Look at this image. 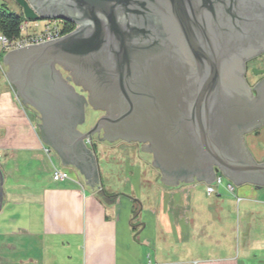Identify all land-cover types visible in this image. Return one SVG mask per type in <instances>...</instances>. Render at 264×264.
<instances>
[{
    "label": "water",
    "instance_id": "water-1",
    "mask_svg": "<svg viewBox=\"0 0 264 264\" xmlns=\"http://www.w3.org/2000/svg\"><path fill=\"white\" fill-rule=\"evenodd\" d=\"M13 1L25 22L77 27L8 52L3 65L18 97L33 92L47 98L41 142L61 165L76 169L91 192L99 180L84 142L96 134L101 139V132L108 146L142 145L143 159L167 189L212 184L218 175L237 186L264 185V163L254 160L245 142L264 124L259 85L251 88L245 80V63L264 54V0ZM58 67L87 94L80 96L74 142L46 136L54 135L66 112L53 105L55 94H76L72 86L52 84L50 79L63 81ZM87 108L103 116L82 133ZM3 194L0 169V211Z\"/></svg>",
    "mask_w": 264,
    "mask_h": 264
},
{
    "label": "crops",
    "instance_id": "crops-1",
    "mask_svg": "<svg viewBox=\"0 0 264 264\" xmlns=\"http://www.w3.org/2000/svg\"><path fill=\"white\" fill-rule=\"evenodd\" d=\"M245 142L263 164L264 124ZM43 146L37 125L16 98L1 93L6 177L20 173L14 166L25 157L31 172ZM99 148L106 157L108 152ZM56 158L60 166L48 157L44 181L12 185L3 194L0 264H264V185L231 182V192L223 176L220 185L167 189L140 150L119 188L105 187L98 179L99 189L91 192L76 169ZM39 166L32 170L41 175ZM53 166L71 171V180L54 182ZM210 186L215 192L208 195Z\"/></svg>",
    "mask_w": 264,
    "mask_h": 264
},
{
    "label": "rangeland",
    "instance_id": "rangeland-1",
    "mask_svg": "<svg viewBox=\"0 0 264 264\" xmlns=\"http://www.w3.org/2000/svg\"><path fill=\"white\" fill-rule=\"evenodd\" d=\"M0 8L4 9L5 11L11 12V13H16L19 14L21 12V8L16 4L13 0H0ZM41 26L45 25V22H39ZM5 53L0 54V94L4 93H11L13 97L14 95V88L9 84L7 78H6V72L7 69L3 65V60ZM255 64L260 65L259 62H256ZM257 73L259 71L258 68H256ZM260 76V75H257ZM249 80V78H248ZM99 113L93 111L91 108L87 109V121L86 125L82 129H88L93 127L99 117ZM85 145L89 151L92 152V155L94 153V160H95V165H96V170L98 174V179L103 183L105 187H107L108 183H110L114 190L119 188L122 183H123V178L127 176L128 173V167L134 166L137 163V158L140 156V146L135 145V144H129V143H124L122 141L117 142L116 144L112 146H108L107 144H100L99 140L97 139H87L85 140ZM104 149V152H108L106 157L102 156V153L100 152V148ZM116 150V152H114ZM1 158H0V169L3 174V190L4 193L7 194L10 186L16 185L18 186L19 184L23 185H29L30 183L35 184L36 182H40L39 179H42L43 181L45 180L43 178V169L46 167V163H50L48 160V157L46 154L42 151L40 153L41 155V160L39 159L38 162L34 161L32 162V165L30 166L29 169H25V162H26V157L21 158L23 162L18 161V164L14 166L15 169L20 171V173H13L12 179H8L6 177V174H4V169H2L3 164L5 163V158L2 157V154L0 153ZM51 157L53 158L55 164L57 163L59 166L58 159L56 158V154L52 151ZM53 162V163H54ZM39 164V169L41 170V175L36 174V171L32 170L36 166V164ZM50 165V164H49ZM10 167H13V164L11 163ZM68 174L71 176V171L68 169L66 170ZM43 174V175H42ZM37 176V179L35 177ZM41 180V181H42ZM29 183V184H28ZM6 196V195H5Z\"/></svg>",
    "mask_w": 264,
    "mask_h": 264
},
{
    "label": "flooded vegetation",
    "instance_id": "flooded-vegetation-1",
    "mask_svg": "<svg viewBox=\"0 0 264 264\" xmlns=\"http://www.w3.org/2000/svg\"><path fill=\"white\" fill-rule=\"evenodd\" d=\"M60 23H66L63 21H58ZM77 27L75 26V29ZM73 32V31H72ZM256 62H259L260 65L255 64ZM256 68L259 69V71H264V54H261L259 56L253 57L249 59L245 63V80L246 83L249 85V87L254 88L256 85H259V89L261 93H259V99L264 100V74H261L260 76H254L253 75V70H256ZM58 71L61 72L63 75V81L61 80H54L50 79L52 84L60 85L65 88V86L69 87L72 86L73 89L75 90V95L72 94L70 95V92L67 91V89H64L66 91L63 92L62 95L55 94L53 105L56 106L57 108L61 109L62 111H65V115L62 118V120L58 121L55 125L54 129V135L49 136L46 135L50 139H65V140H70L71 142L76 141V135L73 131L74 126L81 120V116L79 114V106L81 103L80 96H87L86 93L83 92V90L79 87H76L73 82L71 81L70 74L63 69L58 67ZM249 78V80H248ZM14 88V87H13ZM15 90V88H14ZM15 98L17 102L22 106L24 111L26 112L27 116L29 117L30 121L33 122L34 124L37 125L39 128V125L41 124V119H42V113L44 108L46 107L47 103V98L43 96L42 94H36L33 92H29L28 95L23 98L18 97L17 91L15 90L14 92ZM258 96V94L255 93V96ZM88 109V108H87ZM87 109H86V115H87ZM99 117L98 120L103 116L102 112H98ZM97 120V122H98ZM96 122V123H97ZM83 127L78 126V130L81 131L82 133L88 132L91 128L88 129H82ZM253 133V132H252ZM102 137L101 139L97 138L99 135H95L93 138L98 139L100 143L104 144H109L108 142H102V138L104 133L101 132L100 134ZM250 135V134H249ZM248 136V135H247ZM246 136V137H247ZM100 137V136H99ZM134 144V143H132ZM140 146V150H143V146L139 144H135ZM71 146V143H70ZM80 152V151H79ZM82 153V152H81ZM72 158L77 161L78 163L82 160L81 158H77L75 154H72ZM87 161L89 160L88 156H85Z\"/></svg>",
    "mask_w": 264,
    "mask_h": 264
},
{
    "label": "built area",
    "instance_id": "built-area-1",
    "mask_svg": "<svg viewBox=\"0 0 264 264\" xmlns=\"http://www.w3.org/2000/svg\"><path fill=\"white\" fill-rule=\"evenodd\" d=\"M21 36L20 38L10 40L3 35H0V54H7L10 51L21 49L30 45H37L43 42L55 40L62 38L69 33H65L63 23L58 21L45 22V25L41 28L39 22L37 23H28L24 22L20 28ZM32 30V31H31ZM44 153L50 158L52 150L47 146H43ZM1 158V155H0ZM53 181L56 183L65 182L71 180L70 175L67 171L53 166ZM225 182L223 176H217L216 181L214 182L217 185H220ZM227 189L229 191H234V185L231 182L227 183ZM215 192L212 186L207 188L208 195H211Z\"/></svg>",
    "mask_w": 264,
    "mask_h": 264
},
{
    "label": "trees",
    "instance_id": "trees-1",
    "mask_svg": "<svg viewBox=\"0 0 264 264\" xmlns=\"http://www.w3.org/2000/svg\"><path fill=\"white\" fill-rule=\"evenodd\" d=\"M25 21L22 11L16 14L0 8V35L10 40L20 38V28ZM63 26L66 34L75 30V26L71 23H63Z\"/></svg>",
    "mask_w": 264,
    "mask_h": 264
}]
</instances>
